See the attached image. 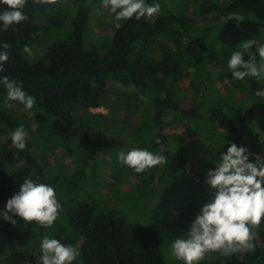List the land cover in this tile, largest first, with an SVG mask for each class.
Returning a JSON list of instances; mask_svg holds the SVG:
<instances>
[{
	"label": "trees",
	"instance_id": "trees-1",
	"mask_svg": "<svg viewBox=\"0 0 264 264\" xmlns=\"http://www.w3.org/2000/svg\"><path fill=\"white\" fill-rule=\"evenodd\" d=\"M6 7L0 3V11ZM52 9L54 5L33 6L29 0L24 10L28 20L0 31V45H10L8 49L0 47L9 57L0 77L16 80L35 98L37 122L42 126L49 122L54 135L72 136L85 118L100 122L106 117L121 130L129 128L144 135L141 148L163 154L167 164L137 175L142 185L154 187L152 192L169 204L170 211H179L173 216L186 209L199 214L211 202L214 190L205 183V166L209 164L214 170L231 143L246 147L253 154L250 162H255L257 155L264 158V80L246 77L237 81L229 70L218 78L211 72L201 74L207 45L196 33L200 27L196 17L159 12L155 19L123 21L107 50L100 52L84 46L90 9L82 5L72 18L70 35L48 45L39 60L30 62L26 46L37 45ZM219 9L217 4L208 3L199 15L214 13L216 19ZM220 12L240 28H264V0H232ZM251 52L260 63L258 47ZM244 55L247 60L248 53ZM187 78L190 84H185ZM215 79H228L230 98L221 97L222 88ZM239 92L244 95L237 96ZM5 94L0 85V98ZM195 105H199L195 116L186 118L180 112L183 106ZM101 106L108 113L92 111ZM20 125L24 126L21 116L0 103V211L19 192L25 178L54 187L62 209L50 228L19 218L13 225L0 216V231L6 239L0 264H41L38 255L45 237L79 248L73 264H171L165 259L160 231L129 223L121 209L104 207L98 211L97 205L84 202L68 210L67 224L60 222L65 209L56 187L58 177L47 176L48 157V161L40 159L29 143L19 150L11 136L4 139ZM175 128L181 130L173 132ZM86 133L89 136L88 130ZM166 222L180 227L172 219ZM254 243L253 253L218 255L199 264H264V219Z\"/></svg>",
	"mask_w": 264,
	"mask_h": 264
},
{
	"label": "rangeland",
	"instance_id": "rangeland-1",
	"mask_svg": "<svg viewBox=\"0 0 264 264\" xmlns=\"http://www.w3.org/2000/svg\"><path fill=\"white\" fill-rule=\"evenodd\" d=\"M154 2L159 3L161 14L187 13L198 19L200 27L196 33L207 45L201 74L204 71L211 72L218 78V74L223 75L229 70L227 62L231 53L241 51L246 54L251 52L254 46L259 49L264 45V28L254 29L251 25H243L240 28L227 16L221 15L220 9L229 5L232 0H154ZM208 3H215L220 8L216 12L219 14L216 19L214 13L199 15L201 9ZM82 5L90 9L84 46L96 48L100 52L107 50L115 30L125 20L116 21L114 14H110L103 6L102 0H57L54 9L46 16L49 25L40 31L37 45L24 51L30 62L39 60L48 45L70 35L72 18ZM201 20L203 22H200ZM246 40H255L256 43L251 49H244L242 45ZM258 59L261 62L259 55ZM215 83L222 88V98L231 97L226 87L230 83L228 79L225 82L215 79ZM185 84H190L189 78L186 79ZM243 95V92L237 94V96ZM4 96L0 98V103L7 106V94ZM9 103L12 105L10 108L23 120L30 150L36 152L40 159L48 157L49 161L46 160L50 166L46 168L47 176L58 177L56 187L65 209L59 217L60 222L67 224L68 210L84 202L97 205L98 211L104 207L121 209L127 215L129 223L158 229L165 259L171 264H183L171 255V245L176 238H186L190 225L198 214L186 209L180 215L173 216L172 214H177L179 211H170L169 204L152 192L153 186L142 185L137 173L118 162L121 151L127 153L133 148L142 147L144 135L129 128L121 130L112 124L114 123L112 118L106 117L100 122L85 118L81 121L82 127H78V132L74 135L56 136L49 128V122L43 126L37 122L36 105L29 111L17 101ZM92 111L108 113L106 107L94 108ZM180 130V128L172 129L177 133ZM10 136L11 134L8 133L4 139ZM88 161L90 164H87ZM205 167L207 171L212 168L209 164ZM179 175L184 178V174ZM183 182L179 181L180 184ZM168 218L178 222L180 227L168 224L166 222ZM218 255L209 254L205 259H217Z\"/></svg>",
	"mask_w": 264,
	"mask_h": 264
},
{
	"label": "clouds",
	"instance_id": "clouds-1",
	"mask_svg": "<svg viewBox=\"0 0 264 264\" xmlns=\"http://www.w3.org/2000/svg\"><path fill=\"white\" fill-rule=\"evenodd\" d=\"M0 3L7 6L0 11V31L28 20L24 10L29 0H0ZM56 3L57 0H31L33 6ZM102 3L110 14H114L116 21L151 20L161 10L159 3L150 5L146 0H102ZM255 43V40H246L242 47L251 49ZM0 47L8 49L10 45L4 43ZM258 55L260 63L252 52H248L247 60L241 51L231 53L227 67L232 78L237 81L246 77L264 80V45L259 47ZM8 58L7 51H0V72L4 71L3 64ZM0 85L7 92L8 107L12 106L11 101L19 102L29 111L35 107V98L28 95L16 80L3 76ZM92 87H95L94 83ZM11 141L19 150L26 148L27 133L23 125L13 131ZM252 155L246 147L231 143L226 153H221L215 169L208 171L205 183L214 190V198L201 208L186 238L173 241L171 255L177 260L183 264H199L213 253L242 257L255 252V233L264 219V158L257 155L255 162H250ZM118 162L137 174L167 164L163 154L147 148H133L127 153L121 151ZM61 209L54 187L25 178L19 192L7 200L0 216L13 225L19 218L25 223L36 222L42 228H50ZM79 255V248L45 237L41 240L38 260L41 264H73Z\"/></svg>",
	"mask_w": 264,
	"mask_h": 264
},
{
	"label": "water",
	"instance_id": "water-1",
	"mask_svg": "<svg viewBox=\"0 0 264 264\" xmlns=\"http://www.w3.org/2000/svg\"><path fill=\"white\" fill-rule=\"evenodd\" d=\"M200 22H203V20H201ZM198 108H199V105H195L192 107H184L183 106L180 108V112L182 113V115L184 117L188 118L190 116H195ZM5 242H6L5 236L0 231V252L4 248Z\"/></svg>",
	"mask_w": 264,
	"mask_h": 264
},
{
	"label": "flooded vegetation",
	"instance_id": "flooded-vegetation-1",
	"mask_svg": "<svg viewBox=\"0 0 264 264\" xmlns=\"http://www.w3.org/2000/svg\"><path fill=\"white\" fill-rule=\"evenodd\" d=\"M122 86V84H120ZM102 107V106H101ZM96 108H99V107H96Z\"/></svg>",
	"mask_w": 264,
	"mask_h": 264
},
{
	"label": "built area",
	"instance_id": "built-area-1",
	"mask_svg": "<svg viewBox=\"0 0 264 264\" xmlns=\"http://www.w3.org/2000/svg\"><path fill=\"white\" fill-rule=\"evenodd\" d=\"M92 109H94V108H92Z\"/></svg>",
	"mask_w": 264,
	"mask_h": 264
}]
</instances>
